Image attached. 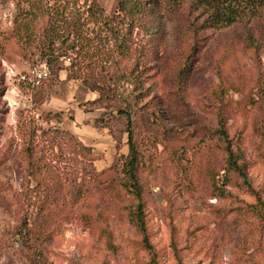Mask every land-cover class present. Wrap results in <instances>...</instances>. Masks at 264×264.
<instances>
[{
  "label": "rangeland",
  "instance_id": "374dc122",
  "mask_svg": "<svg viewBox=\"0 0 264 264\" xmlns=\"http://www.w3.org/2000/svg\"><path fill=\"white\" fill-rule=\"evenodd\" d=\"M96 2L80 69L74 54L48 65L26 43V0H0V264H264V7L214 27L193 0ZM42 63L49 80L20 81ZM125 82L139 200L123 175Z\"/></svg>",
  "mask_w": 264,
  "mask_h": 264
},
{
  "label": "trees",
  "instance_id": "16d2710c",
  "mask_svg": "<svg viewBox=\"0 0 264 264\" xmlns=\"http://www.w3.org/2000/svg\"><path fill=\"white\" fill-rule=\"evenodd\" d=\"M88 1H90V7L84 11L79 4V0H26V9L22 13L23 16L19 19L20 24L26 22L21 27L26 43L35 42V49L40 52V55L46 60L48 65L52 61L59 59L63 61L69 60L68 54H74L76 56L74 64L76 62L80 69L86 66V61L88 60L87 52L77 45L79 41L81 42L85 23H83V20L85 21V17L97 18L99 16L97 20L99 21L105 15L96 0H86V2ZM169 1H172L174 6L180 4V0ZM138 3L140 4V2ZM139 4H136L138 5L137 9H139ZM193 6L203 12V16H205L204 25L210 24L214 27L231 26L244 17L253 16L259 9L264 7V0H193ZM46 13H48L47 20L44 19ZM105 28L108 29L105 31V39L110 40V37H114L115 33L110 27ZM15 31L19 33V26L15 28ZM118 47V51L123 54L121 46ZM97 60L98 63L102 62L99 57ZM128 88L129 86L126 82L116 83L119 103L122 106L118 114L125 117L127 121L128 160L124 165L123 175L125 186L139 200L140 191L136 178L138 160L132 141ZM218 136L228 156L227 169L238 173L248 186L243 168L237 165L238 155L231 150L225 126L221 119L218 121ZM134 225L142 236L144 248L151 253L152 246L146 234L144 215L140 204L136 210ZM149 264H155V261L152 259Z\"/></svg>",
  "mask_w": 264,
  "mask_h": 264
},
{
  "label": "built area",
  "instance_id": "2783aa9c",
  "mask_svg": "<svg viewBox=\"0 0 264 264\" xmlns=\"http://www.w3.org/2000/svg\"><path fill=\"white\" fill-rule=\"evenodd\" d=\"M49 78V69L45 63H42L28 68L26 74L20 76V81L29 85L31 88H37L49 80Z\"/></svg>",
  "mask_w": 264,
  "mask_h": 264
}]
</instances>
